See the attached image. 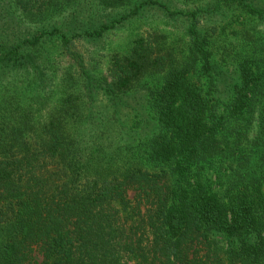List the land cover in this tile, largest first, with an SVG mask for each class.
<instances>
[{
	"label": "trees",
	"instance_id": "1",
	"mask_svg": "<svg viewBox=\"0 0 264 264\" xmlns=\"http://www.w3.org/2000/svg\"><path fill=\"white\" fill-rule=\"evenodd\" d=\"M13 1L37 24L79 5H134L95 26L0 39V64L17 69L0 83V264H264V41L259 62L239 63L220 111L211 90L208 97L199 83L194 55L177 61L156 33L135 37L128 53H112L96 85L87 66L82 40L94 42L143 6L159 4L170 15L196 20L194 10H170L158 0ZM244 7L263 18V8ZM189 32L207 60L205 41L194 26ZM47 37H58L72 59L66 86L80 80L87 92L84 102L80 94L67 93L39 122L38 104L51 93H37V54L29 49ZM151 73L163 78L152 91L158 127L145 152L154 165L169 163L166 170L144 167L131 152L108 151L95 138L88 146L85 139V124L94 118L92 89L120 104L122 94ZM250 131L256 133L252 138ZM216 156L229 170L220 194L178 177L193 166L211 165Z\"/></svg>",
	"mask_w": 264,
	"mask_h": 264
},
{
	"label": "rangeland",
	"instance_id": "2",
	"mask_svg": "<svg viewBox=\"0 0 264 264\" xmlns=\"http://www.w3.org/2000/svg\"><path fill=\"white\" fill-rule=\"evenodd\" d=\"M158 1L166 4L170 10H194L197 19L194 20L190 16L181 14L170 15L159 4H147L134 16L106 30L94 42L82 40L90 56L87 66L94 78L92 84L100 83L98 80L106 73L112 53H128L135 37L152 32L160 35L159 40L164 49H170L177 61L187 59L191 54L194 55L195 69L200 76L199 83L208 92V97H210L211 90V96L217 98L220 111H223V104L229 98L230 90L237 81L239 63L247 59H254L256 63L261 60L264 16L260 18L247 12L244 5L252 3L264 9V0ZM133 5L134 3L114 8L99 7L95 4H87L85 7L79 5L59 13L44 24H37L24 18L13 0H0V39L15 41L32 37L41 29L53 27L70 32L76 27L95 26L120 18ZM192 26L198 32L199 38L205 41V49L208 52L207 60L194 48L189 32ZM29 51L38 55L33 57L34 63L37 64L35 66L37 67L36 80L32 78L33 74L31 75V79L38 85L37 93H51L46 102L38 104L36 117L39 122L47 120L51 110L69 92L80 94V100L83 102L86 100L87 90L80 80L73 85L66 86L64 75L72 72L75 67L72 59L62 51L61 40L58 37H47L36 48H30ZM249 64L252 66V63ZM260 64L263 65V61ZM16 70L15 67L0 64V83L12 77ZM162 78V73L144 75L135 82L132 88L122 94L121 103L115 105L106 100L101 88L92 89L93 99L90 106L94 121L91 118L88 125L85 124L87 145L92 146L95 138L96 142L108 151L119 150L123 155L131 152L132 156L142 162L144 167L154 170L161 167L168 169L167 164L169 163L161 162L157 165L150 163L145 152L149 136L158 127L152 91L159 86ZM103 120L105 122L100 123ZM239 121L241 119L237 122ZM119 122L123 123V127L116 128L115 124ZM104 128L108 129L103 134H98ZM250 133L251 138L256 134L254 131ZM227 138L232 140L233 136L229 134ZM100 156L106 157L107 155L100 153ZM105 161V159L101 160V162ZM175 161H173L174 164ZM224 161L221 156H216L211 165L209 161L200 167L193 166L178 177L182 182L185 180L190 183L201 181L210 188L211 192L220 194L219 191H223L229 172Z\"/></svg>",
	"mask_w": 264,
	"mask_h": 264
}]
</instances>
